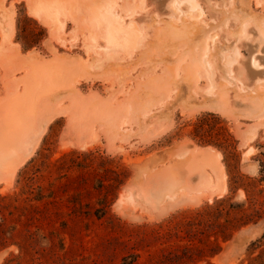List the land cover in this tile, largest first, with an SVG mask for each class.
Wrapping results in <instances>:
<instances>
[{
    "label": "rangeland",
    "instance_id": "obj_1",
    "mask_svg": "<svg viewBox=\"0 0 264 264\" xmlns=\"http://www.w3.org/2000/svg\"><path fill=\"white\" fill-rule=\"evenodd\" d=\"M180 2L0 0V130L31 129L0 175V264H264V217L215 255L203 210L264 213L225 163L233 136L232 173L260 178L264 0Z\"/></svg>",
    "mask_w": 264,
    "mask_h": 264
},
{
    "label": "trees",
    "instance_id": "obj_2",
    "mask_svg": "<svg viewBox=\"0 0 264 264\" xmlns=\"http://www.w3.org/2000/svg\"><path fill=\"white\" fill-rule=\"evenodd\" d=\"M214 116V115H210ZM219 118V117H218ZM238 142L234 139L233 136H231V141L229 142V146L232 147L233 151L229 153V160L228 155H226V166L228 169V172L230 173V176L232 177L230 179V185L233 190H237L239 188L244 189V192L246 193L248 199L251 200L253 199V195L256 194V192L259 190L258 184L264 183V153L261 154L260 156L263 157V159L259 160L260 162V178L258 181L252 180L249 178H243L232 173L233 170L236 169V166H238V154H236V148ZM210 145L221 149V147L215 143L211 142L209 143ZM260 192H263V190H259ZM259 194V193H257ZM204 212H212V213H217L220 215L218 217L217 222L223 221L219 226L221 230L217 232V252L215 255L219 254L222 249H221V242H228L232 240L234 237L235 233L243 229L244 227H247L249 225H256L262 218L264 217L263 212H259L258 210L255 211V213L250 215V212L246 210V206L243 203H236L233 202L231 198H223L220 200H215V202L212 205L206 204L205 207L203 208ZM255 210V209H254ZM244 211V212H243ZM249 212V213H248ZM248 213V214H247ZM241 214L242 216H240ZM224 216V220H223ZM231 216H233L231 218ZM264 239V237H263Z\"/></svg>",
    "mask_w": 264,
    "mask_h": 264
},
{
    "label": "bare ground",
    "instance_id": "obj_3",
    "mask_svg": "<svg viewBox=\"0 0 264 264\" xmlns=\"http://www.w3.org/2000/svg\"><path fill=\"white\" fill-rule=\"evenodd\" d=\"M185 2L189 4L190 9L194 12L200 8V4L197 2V0H186V1L182 0V2L176 3V4L181 7V5L184 4ZM37 13L38 12H36V14ZM41 14H42V12L40 14L35 15L36 18H40L43 20L48 19L47 15H41ZM112 17H111V19H112ZM117 21L113 20V22L112 21L111 22L114 23ZM47 22H49V21H47ZM114 26H118V25L116 23L113 26H112V24L109 25L107 38H108V43H110V44L116 43L117 42L116 36L121 32V30H124L122 28L120 29V27H119V28H116V29H119L117 31L116 29H113ZM128 29H129L128 31H125L126 40H125L124 46L126 48H130L135 43V42H133V37L135 36L133 31L135 28H128ZM233 63L234 62H232V64ZM230 70H232V69H230ZM60 71L61 70L58 69V71L53 73V76L58 75L60 73ZM18 121L19 122L15 126L12 125V126L8 127L7 129L0 130V175H2L3 172L9 168H15L17 166V164L22 162L23 159L29 154V151L27 149L29 148L28 146H29L30 140L28 141L29 138L28 137L26 138V136H28L29 131H31V129H30V126L26 125L28 120L26 119L25 110H24V115H22V118ZM0 178H1V176H0Z\"/></svg>",
    "mask_w": 264,
    "mask_h": 264
}]
</instances>
